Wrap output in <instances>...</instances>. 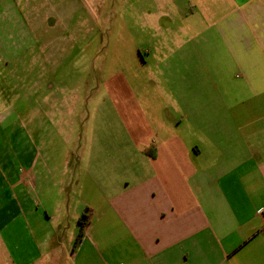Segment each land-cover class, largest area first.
<instances>
[{
    "label": "crops",
    "instance_id": "1",
    "mask_svg": "<svg viewBox=\"0 0 264 264\" xmlns=\"http://www.w3.org/2000/svg\"><path fill=\"white\" fill-rule=\"evenodd\" d=\"M9 6L0 0V13ZM139 11L157 39L138 50L146 83L115 81L124 94L101 111L118 122L113 139L73 146L70 160L87 167L79 198L86 183L95 200L69 209L66 237L44 208L9 195L3 264H264V0H148Z\"/></svg>",
    "mask_w": 264,
    "mask_h": 264
},
{
    "label": "rangeland",
    "instance_id": "2",
    "mask_svg": "<svg viewBox=\"0 0 264 264\" xmlns=\"http://www.w3.org/2000/svg\"><path fill=\"white\" fill-rule=\"evenodd\" d=\"M147 2L10 0L0 13V204L24 195L51 225L64 224L66 236L69 209L95 200L85 195L86 183L79 198L87 167L70 160L73 146L113 139L118 122L101 111L113 110L110 94H124L112 89L115 81L146 83L138 50L157 41L140 19ZM15 226L10 241L17 245Z\"/></svg>",
    "mask_w": 264,
    "mask_h": 264
},
{
    "label": "trees",
    "instance_id": "3",
    "mask_svg": "<svg viewBox=\"0 0 264 264\" xmlns=\"http://www.w3.org/2000/svg\"><path fill=\"white\" fill-rule=\"evenodd\" d=\"M81 218H83V220L81 221ZM88 221V215L85 213V214H82L79 219H78V226H79V229H78V232H77V235H76V240H78L82 234V231H83V228L85 226V224L87 223Z\"/></svg>",
    "mask_w": 264,
    "mask_h": 264
}]
</instances>
